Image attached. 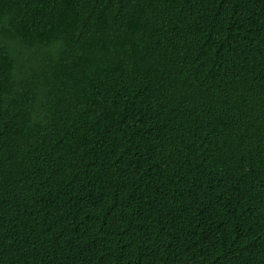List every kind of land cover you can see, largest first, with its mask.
Listing matches in <instances>:
<instances>
[{"label": "trees", "instance_id": "16d2710c", "mask_svg": "<svg viewBox=\"0 0 264 264\" xmlns=\"http://www.w3.org/2000/svg\"><path fill=\"white\" fill-rule=\"evenodd\" d=\"M0 264H264V0H0Z\"/></svg>", "mask_w": 264, "mask_h": 264}]
</instances>
